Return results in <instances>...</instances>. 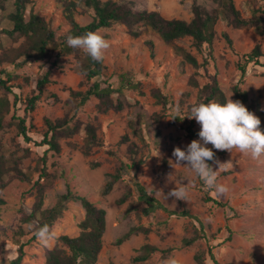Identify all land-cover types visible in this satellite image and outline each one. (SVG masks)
Returning <instances> with one entry per match:
<instances>
[{"label":"rangeland","instance_id":"374dc122","mask_svg":"<svg viewBox=\"0 0 264 264\" xmlns=\"http://www.w3.org/2000/svg\"><path fill=\"white\" fill-rule=\"evenodd\" d=\"M34 1L33 10L53 22L58 37L69 30L63 16L64 0ZM114 1L132 3L137 11L158 12L168 20L190 21L194 3L209 10L219 8L216 0ZM234 3L245 19L264 15V0H234ZM12 11L11 4L7 12L0 13V77L8 80L19 99L11 114L27 117L29 136L38 144L26 143L15 125L0 132L1 151L7 158L12 154L21 157L27 153L21 167L29 178V181L10 179L7 188L0 192L5 201L0 206V264H9L18 256L19 246L31 239L25 247L23 264H46V253L59 244L61 236L80 234L86 212L79 202L72 201L66 204L63 216L50 229L52 236L47 243L33 238L38 223H24L20 212L33 213L39 203L40 189L45 197L42 210L55 207L59 197L71 190L107 211V230L97 264H137L134 258L147 244L161 251L175 250L168 256L156 253L142 264H162L170 256H174L178 264H197L195 256L198 254L206 257V264H214L210 248L220 264H264V157L253 159L238 149L231 153L217 150L222 153L217 158L221 163L232 162V166L218 176V181L229 188V192L221 197L208 189L194 173L173 165L174 169L169 162H175L174 148L183 150L199 139L198 135L190 138L177 119H186L198 134L200 125L187 116L192 105L205 100L202 91L206 85L218 81L227 98L232 100H236L233 88L238 85L248 94L247 109L257 117L264 114V58L258 64L248 63L246 58L257 45L264 53V34H258L255 28L237 29L222 17L215 26L212 44H205L199 50L189 37L166 44L142 31L139 37H134L127 27L116 24L97 33L109 42L110 47L104 52L103 75L90 82L79 71V59L85 52L78 48L73 54L58 57V53L53 52L50 59L17 66L24 61L13 62L24 39L2 33L3 29L12 27L8 18ZM77 18L82 25L92 21L90 13ZM225 34L232 39L233 46L229 45ZM150 39L155 41L154 55L148 44ZM181 48L197 59V67L178 52ZM57 58L61 68L53 66ZM244 65L247 74L242 80L240 66ZM50 69L52 82L46 86L35 110H28L27 100L37 91L38 81ZM3 71L11 78L2 75ZM123 75L138 83L139 88H126L121 79ZM94 82L122 91L112 96V102L114 107L121 105L123 109L103 113L96 98L78 108L71 91H86ZM0 96H3L2 92ZM9 96L14 101V95ZM166 101L167 105L164 104ZM65 118L78 124L79 133L60 141V153L46 154L48 147L39 146L47 131L46 119ZM88 126L96 128L98 137V146L91 149L90 156L84 154ZM132 146L137 147L138 158L143 164L130 170L110 195L102 196L108 175L114 172L117 161L131 163L129 150ZM212 167L217 170L215 163ZM177 177L184 178V184H188L186 201L167 195L175 187ZM136 181L167 209L189 211L192 218L170 216L164 210L146 215L145 206L138 202ZM126 192H131L129 201L118 205L117 201ZM209 196L227 206L218 207L207 202ZM133 227H142L148 232L136 234L117 246L116 241ZM195 236L199 239L194 244L183 246L184 240Z\"/></svg>","mask_w":264,"mask_h":264},{"label":"trees","instance_id":"16d2710c","mask_svg":"<svg viewBox=\"0 0 264 264\" xmlns=\"http://www.w3.org/2000/svg\"><path fill=\"white\" fill-rule=\"evenodd\" d=\"M219 2V8L209 10L204 5L194 3L193 18L190 21L172 19L168 20L162 17L158 12H150L147 10H135L132 3H119L114 0H64V19L67 21L69 30L60 37L57 36L53 28V22L48 21L44 16L36 13L33 10L34 0H0V13H5L8 7L12 4L13 11L8 15L12 27L10 29H3L2 33L12 38L24 39L13 62L24 59L23 63H17V66H22L29 61H42L50 59L53 52H57L60 57L64 54H73L76 48L69 47L66 43L68 35L82 36L87 32L98 33L102 29H110L116 24L127 27L129 33L134 37H139L141 31L144 34H150L158 38L166 44H172L179 39L189 37L193 39L195 46L201 50L203 45L212 44L217 25L220 18H225L231 25L237 29L255 28L260 35L264 34V15L258 17L254 15L251 19L242 17L241 12L236 8L234 0H216ZM81 10V11H78ZM83 13H90L92 21L86 25H82L78 21V16ZM225 37L230 46H233L232 39L225 34ZM152 55H154L155 41L150 39L148 41ZM178 52L183 55L184 59L191 65L197 67L199 65L197 59L191 54L178 49ZM247 62L256 64L261 58H264L262 47L257 45L254 49L246 55ZM58 59L53 66L61 68ZM80 73L88 81H93L103 75L105 70L104 59L101 62L94 61L89 55L84 53V57L80 58ZM242 72V80L247 74L246 65L240 66ZM2 75H11L7 71H3ZM52 71L48 70L37 83V91L27 100L28 110L34 111L37 102L45 93V88L52 82ZM122 82L126 88L138 89L139 84L129 80L126 75L121 77ZM13 87L9 85L8 80L0 77V132L8 126L15 125L19 134L24 138L26 143H36L29 136V128L27 126V117L12 115V108L15 107L19 101L18 96L14 93ZM236 100H240L244 105L248 101V94L240 89L237 85L233 88ZM122 91H116L111 86H102L100 82H94L86 91H71V95L77 100V107L81 108L86 105L91 99L96 98L100 101L99 109L103 113H107L112 109H123V107H114L112 96ZM202 93L205 95V100L202 102L215 100L224 103L227 98L226 93L218 81L206 85ZM9 94L14 95V101L11 100ZM168 104V101L164 103ZM258 118L261 120L260 128L264 130V114H259ZM181 126L188 132L190 138H196L197 132L193 130L192 124H189L186 119H177ZM47 131L44 139L39 146H47V152L60 153L62 150L61 140L64 138H72L79 133V126L75 124L72 119L65 118L57 121L46 119ZM86 146L84 154L90 156L91 149L98 146L97 131L94 126L86 128ZM212 148V145L209 147ZM217 159L222 153L212 148ZM130 151V161L128 163L119 159L117 161L115 170L108 175V179L102 189V196L110 195L115 186L123 181L125 175L132 169H137L143 160L138 158V149L132 146ZM27 157V153L19 157L12 154L7 158L0 147V192L4 191L9 180L13 178L29 181L27 174L22 169V162ZM46 160H44V164ZM211 165L214 163L209 161ZM94 167L98 165H93ZM135 186L138 192V202L143 204L144 213L146 215L154 214L158 210L166 211L170 216L189 217L192 215L189 211L178 212L167 209L156 197L149 193L146 188L136 181ZM43 188V187H42ZM131 192H126L118 201V205H123L129 201ZM44 191L40 189L39 203L33 209L32 214H28L25 210H21V217L24 223H32L37 221V226L47 224L50 229L53 227L55 221L63 216L66 204L68 202H79L85 212L86 218L80 224L81 232L76 237L63 235L59 238V244L52 250L46 253V264H97L100 254L103 249L104 237L107 230V211L100 208L88 197L79 195L68 190V192L59 197V203L50 209L42 210L44 203ZM207 202H213L218 207H226L223 203L213 197H207ZM5 201L0 196V206L4 205ZM147 230L142 227H133L126 234L116 241V245H122L128 241L132 236L145 233ZM33 238H36L34 236ZM199 238L197 236L184 240V247H189L194 244ZM32 240V239H31ZM22 243L19 246L18 256L11 260L9 264H23L26 256L25 247L30 244ZM175 249L170 248L161 251L155 246L144 245L141 248V254L134 258L137 264L146 263L152 255L156 253H163L164 256L170 255ZM211 260L214 264H220L213 253V248L209 249ZM197 264H206V257L202 254L195 256Z\"/></svg>","mask_w":264,"mask_h":264},{"label":"clouds","instance_id":"9594fccd","mask_svg":"<svg viewBox=\"0 0 264 264\" xmlns=\"http://www.w3.org/2000/svg\"><path fill=\"white\" fill-rule=\"evenodd\" d=\"M66 43L69 47L82 49L96 62L103 60L105 50L110 47L109 42L95 32H87L82 36L68 35ZM187 118L194 119L200 125L197 134L199 139L193 140L183 150L180 147L174 148L172 156L175 162H169L172 167L175 165L194 173L218 197L229 192L228 186L218 181V176L221 171H227L232 162L221 163L215 159L212 148L230 153L233 149H238L257 160L264 157V130L260 128L261 120L240 100L229 98L224 103L215 100L198 102L190 107ZM209 144L212 148L207 147ZM209 161L215 163L217 170L213 169ZM184 181V178L177 177L174 181L175 187L167 195L186 201L188 184L185 185ZM35 236L37 240L47 243L52 236L50 227L47 224L36 227ZM162 264H178V261L170 256Z\"/></svg>","mask_w":264,"mask_h":264}]
</instances>
